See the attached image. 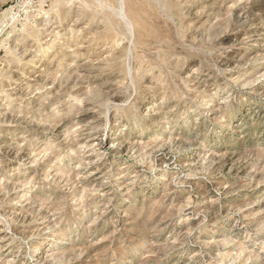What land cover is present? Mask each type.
<instances>
[{
	"label": "rangeland",
	"instance_id": "rangeland-1",
	"mask_svg": "<svg viewBox=\"0 0 264 264\" xmlns=\"http://www.w3.org/2000/svg\"><path fill=\"white\" fill-rule=\"evenodd\" d=\"M0 264H264V0L0 2Z\"/></svg>",
	"mask_w": 264,
	"mask_h": 264
},
{
	"label": "crops",
	"instance_id": "crops-1",
	"mask_svg": "<svg viewBox=\"0 0 264 264\" xmlns=\"http://www.w3.org/2000/svg\"><path fill=\"white\" fill-rule=\"evenodd\" d=\"M4 0H0V2H3Z\"/></svg>",
	"mask_w": 264,
	"mask_h": 264
}]
</instances>
